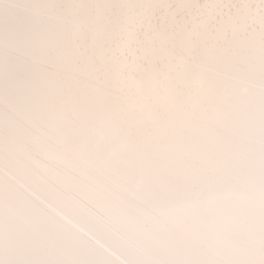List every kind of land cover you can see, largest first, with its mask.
I'll use <instances>...</instances> for the list:
<instances>
[{
  "label": "snow or ice",
  "instance_id": "1",
  "mask_svg": "<svg viewBox=\"0 0 264 264\" xmlns=\"http://www.w3.org/2000/svg\"><path fill=\"white\" fill-rule=\"evenodd\" d=\"M0 264H264V0H0Z\"/></svg>",
  "mask_w": 264,
  "mask_h": 264
}]
</instances>
